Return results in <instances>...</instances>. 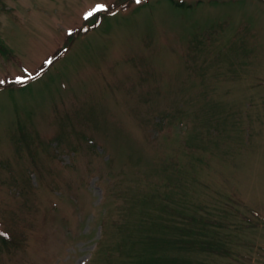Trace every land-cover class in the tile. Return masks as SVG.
<instances>
[{
	"label": "rangeland",
	"instance_id": "374dc122",
	"mask_svg": "<svg viewBox=\"0 0 264 264\" xmlns=\"http://www.w3.org/2000/svg\"><path fill=\"white\" fill-rule=\"evenodd\" d=\"M0 81V264H264V0H0Z\"/></svg>",
	"mask_w": 264,
	"mask_h": 264
},
{
	"label": "trees",
	"instance_id": "16d2710c",
	"mask_svg": "<svg viewBox=\"0 0 264 264\" xmlns=\"http://www.w3.org/2000/svg\"><path fill=\"white\" fill-rule=\"evenodd\" d=\"M207 218V217H206ZM193 219H191V221H192ZM194 220H196V219H194ZM189 222V221H188ZM204 222H206L207 223V220H203L202 218H201V216H199L198 217V220L195 222L196 223V225H198L200 228H201V230H199V231H201L202 232V235L203 234H205L204 233V231L207 229V227L204 225ZM190 223H192V222H190ZM212 224H213V222H212ZM178 224H176V226H177ZM202 226H204L203 228L204 229H202ZM165 227H168V225H165ZM183 227H181V226H179L178 227V229H182ZM197 230H198V228H196ZM183 230H186L185 232L183 231ZM183 232L184 233H186L187 235H189V234H191L192 232H194L195 231V229H192V227H188V226H186V228H183ZM196 230V231H197ZM4 236V235H3ZM7 236H5L4 238H6ZM9 238H10V236H9ZM197 240H196V242H195V248L197 247V248H203V249H207V250H209V251H214V248H216L217 249V247L213 244V242L210 240V239H206V236H204V237H201V238H196ZM3 240H6V239H3ZM187 240V239H186ZM184 241V243L182 244V245H185V240H183ZM188 241V240H187ZM195 241V240H194ZM193 241H191V243H192ZM187 245H189V244H187ZM192 245V244H191ZM140 264H167L165 261L164 262H161V257H160V255H152V256H148V257H144V258H141V260H140V262H139Z\"/></svg>",
	"mask_w": 264,
	"mask_h": 264
},
{
	"label": "snow or ice",
	"instance_id": "6c2138e0",
	"mask_svg": "<svg viewBox=\"0 0 264 264\" xmlns=\"http://www.w3.org/2000/svg\"><path fill=\"white\" fill-rule=\"evenodd\" d=\"M142 2V0H135V3H137V4H139V3H141ZM107 5H104V4H100V5H98V6H96L91 12H88L87 13V15L85 16V19H87V18H89V17H91V16H93V14L94 13H97V12H101V11H104V10H106L107 9ZM46 63H51V60H48V61H46ZM18 79H23V78H18ZM3 81H0V83H2Z\"/></svg>",
	"mask_w": 264,
	"mask_h": 264
}]
</instances>
